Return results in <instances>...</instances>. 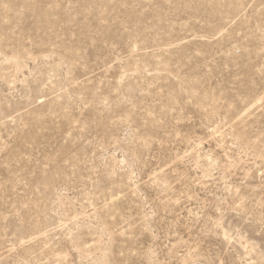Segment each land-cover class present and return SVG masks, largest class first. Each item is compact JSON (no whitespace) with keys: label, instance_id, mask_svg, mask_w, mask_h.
<instances>
[{"label":"rangeland","instance_id":"374dc122","mask_svg":"<svg viewBox=\"0 0 264 264\" xmlns=\"http://www.w3.org/2000/svg\"><path fill=\"white\" fill-rule=\"evenodd\" d=\"M0 264H264V0H0Z\"/></svg>","mask_w":264,"mask_h":264}]
</instances>
